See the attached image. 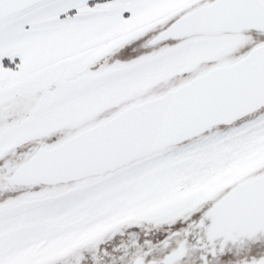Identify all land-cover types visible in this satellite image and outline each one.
Instances as JSON below:
<instances>
[{"label": "snow or ice", "instance_id": "snow-or-ice-1", "mask_svg": "<svg viewBox=\"0 0 264 264\" xmlns=\"http://www.w3.org/2000/svg\"><path fill=\"white\" fill-rule=\"evenodd\" d=\"M0 264H264V0H0Z\"/></svg>", "mask_w": 264, "mask_h": 264}]
</instances>
